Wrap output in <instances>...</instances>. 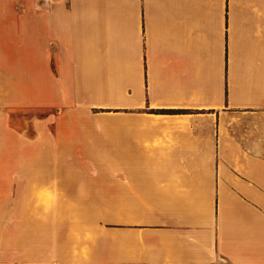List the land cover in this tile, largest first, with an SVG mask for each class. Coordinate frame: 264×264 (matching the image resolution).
I'll list each match as a JSON object with an SVG mask.
<instances>
[{
    "label": "crops",
    "instance_id": "1",
    "mask_svg": "<svg viewBox=\"0 0 264 264\" xmlns=\"http://www.w3.org/2000/svg\"><path fill=\"white\" fill-rule=\"evenodd\" d=\"M37 3L3 21L16 25L0 42L8 99L59 111L40 123L44 141L111 147L117 225L88 228L79 244L55 239L43 260L0 264H264V155L220 158V127L202 120L222 114L225 84L231 107L264 108V21L234 0ZM10 66L36 68L18 73L30 90L13 88ZM93 110L117 122L72 121Z\"/></svg>",
    "mask_w": 264,
    "mask_h": 264
},
{
    "label": "rangeland",
    "instance_id": "2",
    "mask_svg": "<svg viewBox=\"0 0 264 264\" xmlns=\"http://www.w3.org/2000/svg\"><path fill=\"white\" fill-rule=\"evenodd\" d=\"M234 3L258 24L263 23L264 0H234ZM37 6V0H0L2 44L6 36L15 33L13 20L7 26L3 22L8 12L35 11ZM0 70L4 71L5 67L0 66ZM34 70L36 72V68L29 66L20 69L10 66L9 79L13 88L30 90L18 73ZM1 78L0 74V260H43V256L47 258L55 250V239L63 241L68 237L79 244L82 231L88 228H116L117 162L111 147L97 140H80L74 146L59 147L52 135L44 141L39 135V125L46 117V121H54L59 111L45 110L37 104L36 98H19L16 102L8 99ZM224 92L226 97L227 84ZM225 97L222 99L225 104L219 109L221 115L216 118L215 114H207L202 118L211 128L220 127V158L235 149L238 155H264V108L239 110L231 107ZM210 101L214 99L207 98V104ZM148 107L146 104L143 108L148 114L192 115V110L188 109ZM96 112H78L72 121L117 122L114 116L106 119ZM213 122H217V128ZM227 165L228 170L230 167L236 169V164L229 159ZM58 245V250L66 246L65 242H58Z\"/></svg>",
    "mask_w": 264,
    "mask_h": 264
}]
</instances>
